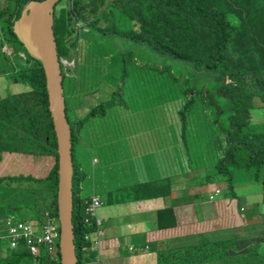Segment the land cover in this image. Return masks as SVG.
I'll return each instance as SVG.
<instances>
[{
    "label": "trees",
    "instance_id": "1",
    "mask_svg": "<svg viewBox=\"0 0 264 264\" xmlns=\"http://www.w3.org/2000/svg\"><path fill=\"white\" fill-rule=\"evenodd\" d=\"M30 1L0 0V35L4 36L10 51L6 54L11 62L9 76L30 85L38 98L36 104L25 109L12 93L7 98L0 93V163L5 165L0 175V217L11 216L31 223L27 221L31 212L30 220L45 224L47 213L59 222V154L44 65L15 30ZM63 1L65 4L55 12L53 25L59 58L68 59L72 48L81 44L82 39L89 42L95 54L102 58L109 42L116 38H133L153 47L159 54L171 56L172 67L159 65L152 69L154 77L162 80L160 88H168L166 81L172 78L175 97L185 100L179 109L184 144L188 146L187 129H196L198 133L220 131V140H223V156L210 162L208 179L217 175L221 180L225 179L232 191L250 179L260 182L264 190V121L256 122L252 117V110L257 107L256 98L264 107V0L60 2ZM98 10L99 14L92 13ZM103 18L108 21L104 22ZM66 36L69 37L66 39ZM64 66L61 63V68ZM62 74L65 89L67 74L63 70ZM207 108L213 109L212 121L208 118ZM71 109L75 111L72 104ZM193 110L203 117L199 124L196 123V128H191L192 123L188 121ZM66 113L68 118L67 102ZM91 113L95 115L98 110ZM11 127H15L12 131L23 145L16 143L9 150L5 133ZM72 141L73 198L74 202L78 201L76 208L73 203L75 244L78 264H85L93 257L83 253L84 247L90 246L86 235L95 232L96 225L84 222L85 203L75 194V182L80 180L81 170L75 165L73 131ZM5 150L21 152L33 163L35 156H48L53 163L42 176H33L23 170L14 172L10 163L2 159ZM195 157L197 163L201 162L199 153H195ZM7 172L13 173L5 175ZM246 174H249L248 178ZM22 205L27 218L15 213ZM258 223H261L260 219L255 220L254 225ZM175 225L174 218L168 220L167 217V223L161 229H171ZM240 238L243 235L240 234ZM238 239V234L215 238L200 235L190 246L157 249L158 264H264V253L258 251L262 250L260 244L239 252ZM231 248L237 249V254H229ZM0 264H61L60 240L55 251L40 257L33 256L25 247H12L11 241L7 240L0 245Z\"/></svg>",
    "mask_w": 264,
    "mask_h": 264
},
{
    "label": "rangeland",
    "instance_id": "2",
    "mask_svg": "<svg viewBox=\"0 0 264 264\" xmlns=\"http://www.w3.org/2000/svg\"><path fill=\"white\" fill-rule=\"evenodd\" d=\"M65 4V1L56 4L55 12H59L60 8ZM93 14H99L100 11H93ZM89 17L90 10H89ZM107 22V18L102 19ZM80 25V22L79 24ZM2 27V21H0ZM69 36H66V39ZM111 39V38H110ZM109 39V40H110ZM108 40V41H109ZM4 36L0 35V91L3 98H7L9 94L18 100L25 108L37 103V97L30 85L24 82L15 80L9 76V68L11 62L7 58V44L4 43ZM62 62L65 66L62 68L67 74L65 80L64 96L65 102L68 105V118L70 121L71 131L74 132L75 146V165H80L81 172L80 180L75 182V194L79 196L83 203L91 202L94 195L98 196L103 204L97 208L100 217V211L104 207L105 201L100 194H93L96 180V191L103 192L101 184V172H95L93 167V156L95 150H85L92 147V139L101 137V124L125 122L123 132L130 129L132 125L139 130L138 136L142 138V143L148 147L143 149V152H155L159 155L158 164L163 171L168 169L178 170L180 167L172 160L177 152V142L180 141L186 153H179V157L183 162L184 170L190 172H198V180H205L208 175L210 162L218 160L222 157L221 146L224 151L223 140L221 141L220 131H201L198 133L196 129H187L186 136L188 146L184 144L182 138V127L179 116V109L182 107V102L185 100L176 98L172 89V78L166 81L168 88H160L159 83L162 80L155 78L153 67L168 66L172 67L173 59L169 55L159 54L156 49L151 46L136 42L133 38H116L109 42V47L102 58L95 54L89 42L84 39L81 44L73 47L68 56V59L63 58ZM75 79L72 80V79ZM182 99V100H181ZM75 111H72L71 104ZM81 103L83 105H81ZM259 99H255L256 108L252 110L253 120L256 122L264 121V107L260 105ZM97 108V109H96ZM98 110V113L88 111ZM209 120L212 121L213 109L207 108ZM88 113V114H87ZM122 113V114H121ZM123 113L125 114L124 119ZM121 114V115H120ZM174 114V115H173ZM179 119V121H178ZM203 117H200V112L193 110L189 114L188 121L191 122L190 127L196 128V123H200ZM173 127L176 134L172 138L170 135ZM15 127H11L5 133L9 150L18 143L23 145V142L12 131ZM116 132V130H111ZM114 134L112 133V136ZM221 141V142H220ZM73 142V141H72ZM117 142V141H116ZM114 142V143H116ZM127 143V142H126ZM79 147L85 148L82 159L78 157ZM124 150L127 152L129 147L124 145ZM5 150L2 153V159H5L15 169L14 172H29L33 176H42L48 171L53 163V160L48 156H35L36 162L33 163L29 157L25 158V154L21 152L12 153ZM199 153L201 162L197 163L195 153ZM168 159V161H166ZM2 162V160L0 161ZM12 163L16 164L13 165ZM173 164L170 166V164ZM5 165L0 163V171H4ZM11 171V170H10ZM2 173V172H0ZM7 172L5 175L12 174ZM189 182L194 179L181 172ZM249 174H246V178ZM120 178H115L118 180ZM250 180V179H249ZM241 182L234 191L231 192L224 181H214V186H220L224 193H231V196L239 197L242 202H249V215L252 220H261V223L253 225V231L249 234L248 230H240V233L245 235L244 243L241 241V248L245 251L250 245H258L264 253V190L260 182L249 181ZM243 181V180H241ZM25 184V182H23ZM194 185L190 182L189 185ZM74 192V191H73ZM249 200L247 201V198ZM58 200V196H57ZM75 208L78 205L76 200ZM13 206L12 203H10ZM25 206H21L20 210L15 213L20 217H28L24 211ZM32 213L30 212L27 221L42 232L43 222H37L35 219L30 220ZM25 219V218H20ZM93 225L95 222L87 223ZM59 234H62V224L57 222ZM74 223V221H73ZM41 226V227H40ZM105 235V232H103ZM103 247V246H102ZM42 253L49 254L46 244L40 245ZM101 251L93 254L90 249L83 251L85 255L91 256L92 260L85 264H93L102 261ZM239 251V250H238ZM237 249L231 248L228 253L231 255L237 254ZM241 252V251H239ZM103 253V252H102ZM78 257V255H77ZM55 258V257H54ZM57 258V256H56ZM98 264V263H97Z\"/></svg>",
    "mask_w": 264,
    "mask_h": 264
},
{
    "label": "crops",
    "instance_id": "3",
    "mask_svg": "<svg viewBox=\"0 0 264 264\" xmlns=\"http://www.w3.org/2000/svg\"><path fill=\"white\" fill-rule=\"evenodd\" d=\"M75 112L78 116L77 110ZM89 112L91 114V110ZM124 127V121L101 124V137L92 139L91 148L79 147L78 152L82 159L84 149L87 152L95 150L93 167L95 172H101L100 185L104 191H96V180L93 191L105 201L100 211L105 232L102 236L103 259L97 263L158 264L157 249L190 246L200 235L215 238L238 234L236 246L243 251L241 241L245 244V235L240 230L250 228L248 231L252 232L255 222L249 215V202H242L226 193L209 199V192L215 186L209 183L207 176L204 181L198 180V172L184 170L179 153L186 152L180 141L177 142L178 154L172 160L189 179L194 177L190 179L194 185H189V180L178 170L163 171L158 164L157 153L143 152L150 147L142 143L137 133L139 130L133 131L136 126L132 125L123 132ZM169 128L173 138V127ZM124 145L129 147L127 152ZM116 177L120 179L115 180ZM160 212H163L161 216ZM167 217L168 220L173 217L176 225L171 229H161L166 225Z\"/></svg>",
    "mask_w": 264,
    "mask_h": 264
},
{
    "label": "water",
    "instance_id": "4",
    "mask_svg": "<svg viewBox=\"0 0 264 264\" xmlns=\"http://www.w3.org/2000/svg\"><path fill=\"white\" fill-rule=\"evenodd\" d=\"M60 0H31L15 30L41 59L47 77L50 108L54 115L58 140L59 221L61 264H78L73 223V162L71 127L66 113L63 74L54 38L55 6ZM21 38V39H22Z\"/></svg>",
    "mask_w": 264,
    "mask_h": 264
},
{
    "label": "built area",
    "instance_id": "5",
    "mask_svg": "<svg viewBox=\"0 0 264 264\" xmlns=\"http://www.w3.org/2000/svg\"><path fill=\"white\" fill-rule=\"evenodd\" d=\"M102 204L103 201L96 195L92 197L91 202H85V221L87 223L94 221L96 231L86 235L90 246L84 247V251L90 249L91 252H99L102 249L103 219L97 212V208ZM47 214L48 217L42 226V232L38 231L31 223L15 220L11 216L0 217V245L3 246L7 240H10L12 247H25L35 257H40L43 254L40 248L42 244H46L49 251H55L61 235L56 220L49 213Z\"/></svg>",
    "mask_w": 264,
    "mask_h": 264
},
{
    "label": "clouds",
    "instance_id": "6",
    "mask_svg": "<svg viewBox=\"0 0 264 264\" xmlns=\"http://www.w3.org/2000/svg\"><path fill=\"white\" fill-rule=\"evenodd\" d=\"M61 1V0H60ZM59 1V2H60ZM56 7V6H55ZM7 52H8V54L10 53V51L7 49ZM7 54V53H6ZM63 88H64V86H63ZM214 181H224L225 182V179L224 180H221V178H219L217 175H215L211 180H209V183L210 184H213V182ZM226 183V182H225ZM227 184V183H226ZM238 186V185H237ZM236 186V187H237ZM230 189V188H229ZM219 190V191H218ZM231 190V189H230ZM231 192H232V190H231ZM225 193L223 192V190H222V188L220 187V186H215L214 187V189L211 191V192H209V199H214V198H217V196L218 197H222L223 195H224ZM226 195H231V193H226ZM233 197H235V196H233ZM229 198H231V197H229ZM235 198H239V197H235ZM242 210H243V208H242Z\"/></svg>",
    "mask_w": 264,
    "mask_h": 264
}]
</instances>
